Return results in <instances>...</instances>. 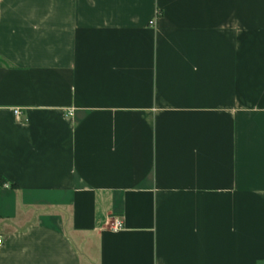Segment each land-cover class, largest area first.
I'll use <instances>...</instances> for the list:
<instances>
[{
  "label": "crops",
  "instance_id": "0c3cea01",
  "mask_svg": "<svg viewBox=\"0 0 264 264\" xmlns=\"http://www.w3.org/2000/svg\"><path fill=\"white\" fill-rule=\"evenodd\" d=\"M0 238V264H264V0H0Z\"/></svg>",
  "mask_w": 264,
  "mask_h": 264
},
{
  "label": "built area",
  "instance_id": "2783aa9c",
  "mask_svg": "<svg viewBox=\"0 0 264 264\" xmlns=\"http://www.w3.org/2000/svg\"><path fill=\"white\" fill-rule=\"evenodd\" d=\"M149 23L152 24L153 23V19H151L149 21ZM13 113L15 114V116H18L20 114V110L18 108H14L13 109ZM122 225H123V222H122L121 217H115L113 219V222H112V227L113 228H120V227H122ZM0 243H1V238H0Z\"/></svg>",
  "mask_w": 264,
  "mask_h": 264
}]
</instances>
